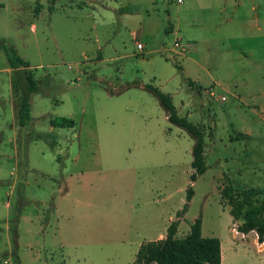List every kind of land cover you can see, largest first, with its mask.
<instances>
[{
	"label": "rangeland",
	"instance_id": "rangeland-1",
	"mask_svg": "<svg viewBox=\"0 0 264 264\" xmlns=\"http://www.w3.org/2000/svg\"><path fill=\"white\" fill-rule=\"evenodd\" d=\"M0 40L38 83L20 127L0 49V264H132L197 218L235 235L226 179L264 188V0H0ZM145 85L200 129L195 182L193 137Z\"/></svg>",
	"mask_w": 264,
	"mask_h": 264
},
{
	"label": "trees",
	"instance_id": "trees-1",
	"mask_svg": "<svg viewBox=\"0 0 264 264\" xmlns=\"http://www.w3.org/2000/svg\"><path fill=\"white\" fill-rule=\"evenodd\" d=\"M0 49L4 51L8 66L13 71L10 84L12 93L17 97L15 118L20 127H25L31 119L30 98L38 91V83L34 79V71L30 69V64L19 57L14 48L0 40ZM132 85H136V83ZM189 86H191V82H189ZM145 89L157 98L166 113L168 122L185 130L193 137L192 173L189 178L190 182H195L207 169L203 135L200 129L190 123L186 117L178 116L170 95L162 93L152 85H145ZM50 124L54 128H71L74 126L73 121L67 118L51 120ZM42 138L46 139L43 135H38L37 140ZM193 193L191 186L187 188L186 203L183 208L185 211ZM220 194L228 207V213L233 222L238 223L237 231L242 234L254 231L258 236V242L262 243L264 241V198L258 201L257 206L253 208L250 207V201L256 195L264 194V190L255 188L239 190L233 187L227 178L226 185L221 188ZM178 224V221L172 222L164 238L140 245L132 264H221L220 241L215 237L202 236L200 218L191 224L188 234L182 238L175 237Z\"/></svg>",
	"mask_w": 264,
	"mask_h": 264
},
{
	"label": "crops",
	"instance_id": "crops-1",
	"mask_svg": "<svg viewBox=\"0 0 264 264\" xmlns=\"http://www.w3.org/2000/svg\"><path fill=\"white\" fill-rule=\"evenodd\" d=\"M179 43L181 40L179 39ZM9 70H11L9 68ZM248 137V141H251V136L245 134ZM264 162V159H261ZM244 187V186H243ZM242 188V187H241ZM248 189V187L246 188ZM258 190H264V188H255ZM260 197V194L256 195L250 202L255 201ZM261 200V199H259ZM230 222L233 223L230 216ZM159 234V238H161ZM218 238L221 246V264H264V241L258 242L257 234L252 231L247 234L236 233L231 234L227 229L226 232H221L215 236H209Z\"/></svg>",
	"mask_w": 264,
	"mask_h": 264
},
{
	"label": "built area",
	"instance_id": "built-area-1",
	"mask_svg": "<svg viewBox=\"0 0 264 264\" xmlns=\"http://www.w3.org/2000/svg\"><path fill=\"white\" fill-rule=\"evenodd\" d=\"M178 1L181 2V0H178ZM174 46H175L176 48H182L181 44L179 43V40L176 41V42L174 43ZM136 47H137V49H138L139 51L142 50V46H141L140 44H137ZM233 231L235 232V234L237 233V230H236V229H235V230L233 229Z\"/></svg>",
	"mask_w": 264,
	"mask_h": 264
}]
</instances>
